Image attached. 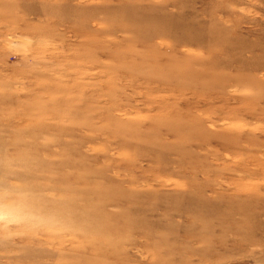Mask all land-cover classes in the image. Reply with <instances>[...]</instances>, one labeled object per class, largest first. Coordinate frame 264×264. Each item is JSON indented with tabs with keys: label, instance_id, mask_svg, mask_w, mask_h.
<instances>
[{
	"label": "rangeland",
	"instance_id": "obj_1",
	"mask_svg": "<svg viewBox=\"0 0 264 264\" xmlns=\"http://www.w3.org/2000/svg\"><path fill=\"white\" fill-rule=\"evenodd\" d=\"M0 264H264V0H0Z\"/></svg>",
	"mask_w": 264,
	"mask_h": 264
}]
</instances>
